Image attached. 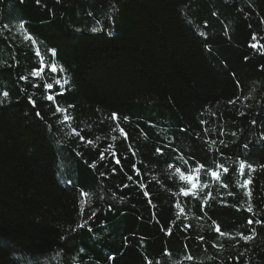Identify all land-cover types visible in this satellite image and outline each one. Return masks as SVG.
I'll return each instance as SVG.
<instances>
[{
  "label": "trees",
  "instance_id": "1",
  "mask_svg": "<svg viewBox=\"0 0 264 264\" xmlns=\"http://www.w3.org/2000/svg\"><path fill=\"white\" fill-rule=\"evenodd\" d=\"M0 100V264H264V0H0Z\"/></svg>",
  "mask_w": 264,
  "mask_h": 264
},
{
  "label": "snow or ice",
  "instance_id": "2",
  "mask_svg": "<svg viewBox=\"0 0 264 264\" xmlns=\"http://www.w3.org/2000/svg\"><path fill=\"white\" fill-rule=\"evenodd\" d=\"M37 3H39V0H37ZM4 27L7 28L8 26H7V25H4ZM18 29H19V30H24V29H25V23H24V22H20V23L18 24ZM91 31H92L93 33H95V32L98 31V28H97V27H92V28H91ZM33 43H35V41H33ZM251 47L255 48L256 45L253 44V45H251ZM49 51L51 52V55H52V57L54 58V57L56 56V50H55V49H50ZM49 67H50V72H51L52 74L57 73L58 68H57V64L55 63L54 60L50 63ZM59 71H60V72H63V71H64L63 67L59 68ZM22 79H26V78H25V77H22ZM67 83H68L67 79H64V80H63V84H67ZM63 84H62V82H61V79L57 78V79H54V81H53L52 83H48V84H47V88H48L49 90H51V89L54 88V85H59V86H61V88H62V87H63ZM2 95H3V97L7 98V97L9 96V93H8L7 91H3ZM55 95H63V91H59V92L55 93ZM55 95H49V96L47 97V99H48L49 101H54V100H55ZM29 100H30V102L33 104V106H35V101H33L31 97H29ZM234 102H235V101H229V103H234ZM2 103H4V101H3V100H0V104H2ZM72 107H74V106H72V105H69V106H68V108H72ZM66 111H67V109H62V108H60L59 106L56 107V112H57V113H60V112H66ZM37 115H40V114L37 113ZM54 115H55V113H54ZM111 116H112V119H113V120H116V121H117V128L119 129V131H120V132H123L124 129L119 127V123H118V115H117L116 113H112ZM63 119H64L65 121H67V120L70 119V117H69L68 115H64ZM124 120L127 121V120H128V117H124ZM253 123H255V121H253ZM232 135L235 136L236 133H232ZM81 139H83V137H81ZM113 139H115V137H113ZM89 143H90V141H89ZM221 143L223 144V141H221ZM246 147H247V145H245V148H246ZM156 153H157V155L162 154V149H161V148H157V149H156ZM104 158H105V157H104V155H103V153H102V154L100 155V160H104ZM116 163H117V164L120 163L119 159L116 160ZM187 163H188V162L185 161V164H187ZM92 167H95V162H93ZM170 167H172V166L170 165ZM203 167H204L203 165H198L195 169L189 167V168H188V171H189V172H192V171H199L200 168H203ZM246 167L249 169V175H248V178L245 179V180L243 181V185H242V186H247L248 184H250V182H251V172L256 171V166H255V165H252V164H250V163L246 164L245 160H244V159H241V160L239 161V170H240V174H241V175L244 174V169H245ZM260 167L264 168V165H261ZM133 168H134V170H136V166H135V165H133ZM114 171H115V169H113V172H114ZM175 171L178 172V173H180L182 179H186V180H188V181H191V180H192V176H191V175H189V176H185V175H184V172H183L180 168L177 167V168L175 169ZM224 171H225V172H228V169H227V168H224ZM136 175H137V176L140 175V173H139L138 170H136ZM211 176H212V177H216V176H217V172H216V171H212V172H211ZM128 179H129V180H132V176H129ZM127 186H128V185H124V187H127ZM140 187H141V188H144L145 185H143V184L141 183V184H140ZM195 189H196V186L193 184V185H190L188 188H180L179 191H180L181 193H183V195H184L185 197H187V196H189V195H195ZM229 194H231V193H229ZM146 195H147V193H146ZM248 195H249V196L251 195V192H250V191H249ZM82 210H83V209L81 208V211H82ZM248 211L251 212V211H252V208L249 207V208H248ZM85 223H86V222H85ZM248 223H249V224H252V220H251V219L248 220ZM257 223H261V222H260V221H257ZM83 226H84V225H80V227H83ZM222 235H223V233H222ZM254 235H255V229H252V235H248V236L241 235V239H243L245 242H247V241L252 240V239L254 238Z\"/></svg>",
  "mask_w": 264,
  "mask_h": 264
},
{
  "label": "rangeland",
  "instance_id": "3",
  "mask_svg": "<svg viewBox=\"0 0 264 264\" xmlns=\"http://www.w3.org/2000/svg\"><path fill=\"white\" fill-rule=\"evenodd\" d=\"M191 181H193V180H191ZM193 184L196 186V189H197L198 184H197V182L195 180L193 181Z\"/></svg>",
  "mask_w": 264,
  "mask_h": 264
}]
</instances>
